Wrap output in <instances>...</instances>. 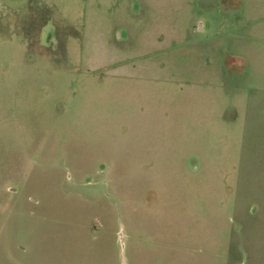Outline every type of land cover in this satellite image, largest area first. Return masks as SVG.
Returning <instances> with one entry per match:
<instances>
[{
    "label": "rangeland",
    "instance_id": "rangeland-1",
    "mask_svg": "<svg viewBox=\"0 0 264 264\" xmlns=\"http://www.w3.org/2000/svg\"><path fill=\"white\" fill-rule=\"evenodd\" d=\"M0 264H264V0H0Z\"/></svg>",
    "mask_w": 264,
    "mask_h": 264
}]
</instances>
